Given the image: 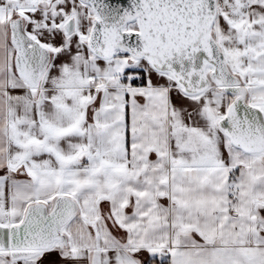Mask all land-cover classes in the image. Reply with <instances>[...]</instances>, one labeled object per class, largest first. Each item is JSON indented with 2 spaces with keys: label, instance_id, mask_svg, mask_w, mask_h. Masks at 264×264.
Returning <instances> with one entry per match:
<instances>
[{
  "label": "snow or ice",
  "instance_id": "1",
  "mask_svg": "<svg viewBox=\"0 0 264 264\" xmlns=\"http://www.w3.org/2000/svg\"><path fill=\"white\" fill-rule=\"evenodd\" d=\"M0 264H264V0H0Z\"/></svg>",
  "mask_w": 264,
  "mask_h": 264
}]
</instances>
